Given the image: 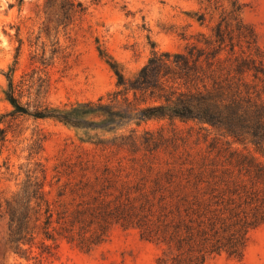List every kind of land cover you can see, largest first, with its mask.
Wrapping results in <instances>:
<instances>
[{"label":"rangeland","instance_id":"obj_1","mask_svg":"<svg viewBox=\"0 0 264 264\" xmlns=\"http://www.w3.org/2000/svg\"><path fill=\"white\" fill-rule=\"evenodd\" d=\"M70 1L84 11L64 20L47 0H0V264H174L194 256L197 243L179 248L164 215L257 206L217 181L226 144L244 148L191 122L137 124L121 97L112 102L117 73L136 77L155 52L211 50L223 19L235 56L264 65V0H237L240 30L229 0ZM7 75L30 112L76 108L82 124L12 118ZM247 150L264 165L263 154ZM9 205L28 209L19 253ZM204 264H264V223L249 231L241 257L222 252Z\"/></svg>","mask_w":264,"mask_h":264},{"label":"trees","instance_id":"obj_2","mask_svg":"<svg viewBox=\"0 0 264 264\" xmlns=\"http://www.w3.org/2000/svg\"><path fill=\"white\" fill-rule=\"evenodd\" d=\"M229 1V13L240 30L243 27L235 16L240 6L237 0ZM46 7H55L64 20L84 11L81 2L70 0L59 3L47 0ZM223 22L224 19L213 29L216 46L211 50L205 51L191 44L177 54L155 52L136 77L126 79L117 73L119 90L112 102L121 97V104L136 111L133 119L137 124L146 121L191 122L200 130L210 127L244 148V152L231 150L230 143L226 144L223 149L225 161L217 181L227 186L224 189L229 194L239 196L241 191L243 195L239 198L244 202L259 204L253 209H168L164 217L172 218L167 227L178 247L197 243L196 255L185 260L177 258L173 260L174 264H204L207 256L222 252L239 258L249 231L264 223V165L247 150L251 145L255 152L264 156V65L244 53L235 56V45L228 30L222 28ZM226 38L228 45H225ZM6 78V100L12 107L9 114L12 118L27 115L72 126L82 124V116L77 114L76 108H44L30 112L15 97L11 76ZM148 100L155 104L141 109L133 104H145ZM217 151L218 154L222 152ZM216 172L212 171L213 174ZM244 178L249 187L244 184ZM36 194L34 191L33 197ZM8 208L10 239L19 253L20 245L27 242L25 220L28 209L17 213L11 205ZM182 232L187 234L186 238H180ZM45 247H42L43 251L49 250Z\"/></svg>","mask_w":264,"mask_h":264}]
</instances>
